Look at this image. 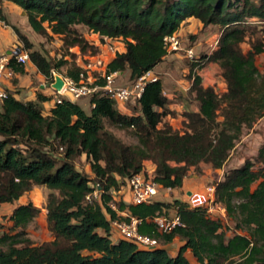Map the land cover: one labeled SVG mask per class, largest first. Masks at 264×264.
<instances>
[{"label": "trees", "instance_id": "16d2710c", "mask_svg": "<svg viewBox=\"0 0 264 264\" xmlns=\"http://www.w3.org/2000/svg\"><path fill=\"white\" fill-rule=\"evenodd\" d=\"M5 1L23 10L35 33L59 36L69 50L98 51L77 26L101 38L122 40L124 50L114 53L106 72H128L129 82L165 60L163 38L186 19L217 26L219 32L216 47L189 63L194 77L189 93L198 104L181 112L182 131L167 123L159 127L170 104L161 79L146 85L142 97L129 107L131 114L103 94L90 97L87 112L69 99L44 110L53 92L37 91L35 100H22L8 91L0 101V207L15 204L34 186L46 187L52 239L34 243L27 227L39 208L32 202L15 204L8 225H0V264H191L187 251L198 264H264V146L258 151V167L246 160L215 183L216 200L247 234L227 236L224 224L210 218L203 205L178 198L131 204L116 201L112 193L147 162L154 165L153 180L171 189L181 188L189 170L202 163L221 169L243 129L264 117V71L256 64L257 56L264 55V0H0V21L12 27L22 44L17 46L29 53L51 84L53 72L64 65H69L66 74L76 82L87 77L86 71L75 60L52 63L34 49L27 35L7 21ZM212 63L224 80L222 93L205 85L198 73ZM12 67L25 73L23 65ZM106 123L131 130L137 144L123 142ZM59 147L60 157L52 153ZM81 155L90 161L91 177L76 167ZM99 186L100 200L88 202L86 196ZM111 203L139 218V232L158 239L161 246L144 249L123 239L113 242L111 221L120 216ZM170 211L178 213L182 225L160 232L153 219ZM176 238L182 244L170 255L165 246Z\"/></svg>", "mask_w": 264, "mask_h": 264}, {"label": "rangeland", "instance_id": "374dc122", "mask_svg": "<svg viewBox=\"0 0 264 264\" xmlns=\"http://www.w3.org/2000/svg\"><path fill=\"white\" fill-rule=\"evenodd\" d=\"M9 12L12 21L15 22L17 27L27 35L28 39L33 43L34 49L43 53L52 63H56L59 59H68L70 63L75 60L78 65L87 71L88 76L99 75L102 67L105 64V61L107 60V58H104L106 57V54L103 50V47L99 48L95 46L98 48V51L95 54L90 53L91 49H88L86 52H80L78 48H71L69 50L68 47L63 43V39L61 37L52 34L44 37L35 33L29 26L24 12L20 14L14 9ZM76 29L81 34H83L88 42H93L94 38H96L94 35H92L91 31H89L84 26H77ZM0 31V54H4L7 50V47L11 46V44L16 41V35L10 25H8L6 29H2ZM178 32L180 35H182L183 45L186 48L195 47L194 52L197 56H199L210 51L208 41L215 35H218L219 30L217 26L203 27L199 22L191 21L183 23L181 30L179 28ZM20 45L22 44L20 43ZM112 47L113 52H109V55L116 51H123V41L120 39L112 40ZM247 47L248 46L246 44L243 45L244 50L247 49ZM263 60V54L258 55L256 58V64L261 71H264ZM189 63L190 60L184 56L183 52H180L171 54L165 60V62L160 65L159 68H157V70L160 71V78L166 91H175L174 97L170 99V104L168 106L169 114L163 117L162 123L159 124V127H161L163 123H167L171 125L173 129L182 131L184 130V116H182L181 112L184 109L193 110L197 108L198 103L195 101L193 95L189 93V90H176L179 82L192 77H190L189 73ZM27 66L29 68L32 67V72H28V74H39L38 70L33 64ZM68 66V64L62 66L59 70H55V73L61 76L67 75L66 69ZM200 74L202 77L208 79L205 83H207L209 86L211 85V87H214L218 93L225 91L226 87L224 82L222 83L223 79L220 75L217 65L213 63L208 65L202 71H200ZM128 82V72H125L123 76L119 78V83L127 84ZM42 83L46 85L45 88L48 89L47 92L51 94L52 90L50 89V84L44 79L43 76L33 79V86L38 90L40 88L39 85ZM24 93L25 92H21L22 100L26 98ZM76 101L78 103L81 102L88 105L90 103V97L82 98ZM83 104L82 106L87 111L88 106ZM175 104L179 105V107L183 106V108H177ZM127 106L131 108L134 105L131 103ZM44 110H46V108H44ZM105 126L126 144H137V138L131 130L120 129L107 123ZM262 146H264V117L258 119L251 127H246L243 129L240 139L236 142L235 147L231 151L227 161L221 169H214L208 163H202L197 168H192L191 173L187 176V181L190 182V184L186 187V189L190 190L189 195L185 193L186 189H171L170 191L161 189L154 200L170 202L176 197H179L180 200H187L190 202V204H203V194H205V188L210 185H215L216 182L223 178V175L227 171L235 167H240L246 160L255 163V168L258 167L259 163L256 162V158L258 151ZM52 153L60 157L58 150H53ZM75 164L78 170L91 177L92 173L90 161L85 155H81L75 159ZM190 177H192V179H190ZM48 193L49 190L46 187L34 186L29 192L25 193L18 201L15 202L16 204L32 202L37 208H39L38 215L27 227L28 236L33 240L34 243L37 244L50 241L52 239L47 228L45 211ZM195 195H197V198L194 200L193 197ZM12 205L14 204H6L0 207V225H8L7 217L12 210ZM171 212L172 211H170V213ZM223 224L227 236H230L233 233H248L245 230L237 228L236 222L228 217ZM169 250L170 255H175L177 252V244H174L169 248ZM185 255L191 264H198L191 253H185Z\"/></svg>", "mask_w": 264, "mask_h": 264}, {"label": "built area", "instance_id": "2783aa9c", "mask_svg": "<svg viewBox=\"0 0 264 264\" xmlns=\"http://www.w3.org/2000/svg\"><path fill=\"white\" fill-rule=\"evenodd\" d=\"M92 35L96 38H94L93 42L89 41V43L99 48L103 47L106 54V57L104 58H107L99 75L88 76L87 71L83 68L86 71L87 77L80 82H76L73 78L67 75L61 76L53 72V82L50 84V89L53 92L52 102L53 104L60 103L63 99L76 101L82 98L92 97L95 94H103L112 98L115 101L117 108L123 113L131 114V109L127 106V103L130 102L135 104L142 97L144 89L148 83L161 79L160 73L156 72L154 69H150L145 71L135 80L128 82L127 84H120L119 78L123 76V72H106V64L115 53L114 52L109 55V52H113L112 40L107 37L101 38L95 33H92ZM217 43L218 35H215L208 41L210 51L216 47ZM163 44L167 56L183 52L184 56L190 61H195L198 57L195 54L193 47L186 48L183 45L182 35L179 34L178 30L170 35H166L163 38ZM13 64L23 65L24 67L31 65L32 62L29 53L24 49H20V53L17 55L6 53L0 54V101L8 96V91L10 90L9 88L12 87L13 80L17 78V72L12 67ZM199 72L200 71H198V73ZM57 75L61 76L63 79V85L58 91L52 87ZM99 78L103 80L102 84L97 83ZM193 79L194 77L192 76L190 79L179 82L176 90H189L193 83ZM202 81H205L204 77H202ZM163 94L167 98L171 99L174 97L175 91L167 92L166 89H164ZM58 151L60 153L62 151V147H59ZM151 172L152 171L149 170L145 164L140 172L125 180V184L119 191L112 192L114 199L116 201L121 200L125 203L131 204H148L154 201V198L161 189L165 191L171 190V188H162L158 183H156L153 180ZM100 189V186L95 187L93 191L86 196L87 201H99L101 196ZM203 202V204L197 205H203L210 218L220 221L221 223L225 222L228 215L225 207L216 200L215 185H210L205 188ZM111 207L116 210L118 216H120L119 218L111 221L110 238L113 242L123 239L134 242L139 248L144 249H154L161 246L158 239L139 232L138 226L141 223L139 218L131 216L126 211H118L114 203H111ZM153 221L156 224L157 229L160 232L165 233L182 225L180 216L176 211H172L169 214H161L155 217Z\"/></svg>", "mask_w": 264, "mask_h": 264}, {"label": "crops", "instance_id": "0c3cea01", "mask_svg": "<svg viewBox=\"0 0 264 264\" xmlns=\"http://www.w3.org/2000/svg\"><path fill=\"white\" fill-rule=\"evenodd\" d=\"M2 7H3V12H4V15H5V17H6V19H7V21L10 23V24H12V25H16L17 26V24L15 23V22H13L12 21V18H11V16H10V12L9 11H11V10H17V12H19L20 14L23 12V10L20 8V7H18L17 5H15V4H13V3H11V2H9V1H5L3 4H2ZM7 9H9V10H7ZM191 21H196V22H198L196 19H194V18H188V19H186L183 23H185V22H191ZM183 23L181 24V26H180V30H181V27H182V25H183ZM7 28V25H5L4 24V22H2V21H0V30H2V29H6ZM1 32V31H0ZM19 42H18V40H17V37H16V41L15 42H13L12 44H11V46H9V47H7V50H6V52L8 51V50H10V49H12L13 48V46L14 45H17ZM195 48V47H194ZM5 52V53H6ZM170 55H168V56H166V58H165V60L169 57ZM165 60L163 61V62H161L160 64H158L156 67H154L153 69L156 71V72H158V73H160V71H158L157 70V68H159V66L160 65H162L164 62H165ZM214 64V63H213ZM216 65V64H215ZM30 66V65H29ZM218 67V66H217ZM202 71V70H201ZM28 72H32V67L31 68H29L28 66H26L25 67V73L24 74H20V73H17V78L15 79V80H13V82H12V87H10L9 89H10V91H13V92H15V97L16 98H21V92H25L24 94L26 95V98L24 99V100H35V98H36V93H37V91H42L43 93H45V94H50V93H48L47 91H48V89H46L45 88V84L44 83H42V84H40L39 85V90L37 89V88H35L34 86H33V79H35V78H37V77H40V76H42L40 73L39 74H37V75H31L32 73H29L28 74ZM199 74H200V72H199ZM201 75V74H200ZM202 77V76H201ZM205 78V77H204ZM223 79V78H222ZM206 80H208L207 78H205V81H203V83L205 84V85H207V83H205L206 82ZM224 82V80L222 81V83ZM225 84V83H224ZM164 86V85H163ZM171 97V96H170ZM172 99V98H171ZM79 104L82 106V104L83 103H81V102H79ZM44 107L46 108V110H49V108H51L52 106H53V102H52V100L51 101H47V102H44ZM83 105H86L85 103L83 104ZM86 106H88L87 108H88V110H87V112H89L90 111V108H91V105H90V103L88 104V105H86ZM175 106H177V108H183V106H180L179 107V105H177V104H175ZM82 108L83 109H85L83 106H82ZM86 110V109H85ZM179 110V109H178ZM184 110H186V109H184ZM146 167L149 169V170H153L154 169V165L152 164V163H150V162H147L146 163ZM191 171H192V169H190L189 170V172H188V175L191 173ZM187 178V177H186ZM186 178H184V180H183V184H182V187L181 188H178V190H185L186 189V187L190 184V182H188L187 180H188V178L186 179ZM190 179H192V177H190ZM196 189V188H195ZM175 190H177V189H175ZM185 193L188 195V193H190V190L189 189H186V191H185ZM176 198H179V197H176ZM180 199V198H179ZM183 201H187V200H184V199H182ZM16 204V203H15ZM15 204L14 205H12V208L15 206ZM46 211V210H45ZM174 244H177V250H178V248H179V246L182 244V242L180 241V239L179 238H176L172 243H170V244H168V245H166L165 246V248L168 250V252L170 253V250H169V248L170 247H172ZM187 254H189L190 252L189 251H187L186 252Z\"/></svg>", "mask_w": 264, "mask_h": 264}, {"label": "water", "instance_id": "95a60500", "mask_svg": "<svg viewBox=\"0 0 264 264\" xmlns=\"http://www.w3.org/2000/svg\"><path fill=\"white\" fill-rule=\"evenodd\" d=\"M19 53H20V48H19L17 45H14L12 49H10V50H8V51L6 52V54H13V55H17V54H19ZM62 85H63V79H62L61 76L57 75V76L55 77V81H54V83L52 84V87H53L56 91H58V90L61 89ZM189 194H190V193H188V195H189ZM196 198H197V195H195V196L193 197L194 200H195Z\"/></svg>", "mask_w": 264, "mask_h": 264}]
</instances>
